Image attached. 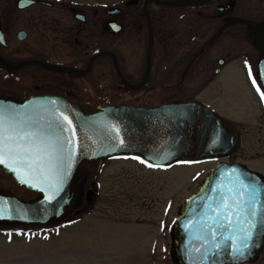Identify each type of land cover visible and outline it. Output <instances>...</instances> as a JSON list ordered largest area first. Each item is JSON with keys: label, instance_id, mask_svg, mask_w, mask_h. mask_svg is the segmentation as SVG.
Wrapping results in <instances>:
<instances>
[{"label": "flooded vegetation", "instance_id": "1", "mask_svg": "<svg viewBox=\"0 0 264 264\" xmlns=\"http://www.w3.org/2000/svg\"><path fill=\"white\" fill-rule=\"evenodd\" d=\"M34 1L0 5L1 98L60 96L86 113L105 105L196 102L241 136L243 131L227 119L237 106L246 107L249 120L264 114V0ZM24 41H29L26 47ZM118 158L127 157L81 165L79 207L61 222L92 203V164L98 170ZM26 228L21 231L34 232ZM240 264H264V247L254 261Z\"/></svg>", "mask_w": 264, "mask_h": 264}, {"label": "water", "instance_id": "2", "mask_svg": "<svg viewBox=\"0 0 264 264\" xmlns=\"http://www.w3.org/2000/svg\"><path fill=\"white\" fill-rule=\"evenodd\" d=\"M34 2L18 0L16 5ZM260 45L264 60V35ZM49 66L72 71L53 64ZM0 107L32 117L41 125L47 126L49 121L53 127L61 125L63 131L59 128L56 131L65 144L64 167L68 170L63 182L57 183L31 174L11 161L0 163L3 172L38 195L35 199L24 200L0 193V224L43 226L61 221L79 206L82 192L77 182L81 165L87 161L115 156L140 157L146 164L158 168L176 162L214 161L217 163L209 170L198 191L186 199L175 219L170 235L171 262L240 264L254 261L263 249L264 177L242 163L224 161L240 150L242 137L237 131L228 129L207 105L196 102L153 107L105 105L86 113L64 97L36 95L21 101L0 97ZM64 116L71 124L63 119ZM239 180L255 193L251 196L245 190L241 197L245 201V210L237 214L234 207L226 210L225 206L234 204L229 189H239ZM249 222L255 227L250 229L251 240L244 247L242 230L249 228Z\"/></svg>", "mask_w": 264, "mask_h": 264}, {"label": "rangeland", "instance_id": "3", "mask_svg": "<svg viewBox=\"0 0 264 264\" xmlns=\"http://www.w3.org/2000/svg\"><path fill=\"white\" fill-rule=\"evenodd\" d=\"M16 1L0 0V5ZM236 110L227 119L243 131L242 147L226 161L244 163L264 175V114L249 120L243 114L245 106ZM213 165L175 163L153 169L128 157L107 160L98 170L92 164L96 183L92 203L65 223L34 226L28 234L20 233L27 229L23 225L0 229V264H173L168 227ZM0 193L36 198L2 170Z\"/></svg>", "mask_w": 264, "mask_h": 264}, {"label": "snow or ice", "instance_id": "4", "mask_svg": "<svg viewBox=\"0 0 264 264\" xmlns=\"http://www.w3.org/2000/svg\"><path fill=\"white\" fill-rule=\"evenodd\" d=\"M113 27L118 30L119 26L113 25ZM60 115L63 116V113ZM63 119L71 124L67 116ZM56 128H59L60 132L63 131V127L59 124L53 127L52 122L49 121L47 126L41 125L32 117L20 116L19 113L8 112L0 107V163L11 161L31 174L62 183L68 170L64 167L65 144L61 142ZM120 143H124L123 139ZM238 182L239 189H229L233 193L234 204L225 206L226 210L234 207L237 214L245 210V201L241 199L245 190H248L251 196L255 193V190L243 180ZM254 227L255 225L249 222V228L242 230L244 247H247L246 242L251 240L250 229Z\"/></svg>", "mask_w": 264, "mask_h": 264}]
</instances>
